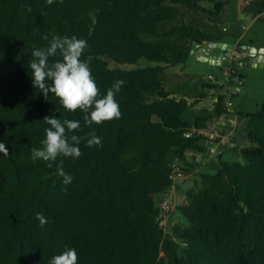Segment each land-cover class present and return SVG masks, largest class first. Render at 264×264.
<instances>
[{
  "label": "trees",
  "instance_id": "obj_1",
  "mask_svg": "<svg viewBox=\"0 0 264 264\" xmlns=\"http://www.w3.org/2000/svg\"><path fill=\"white\" fill-rule=\"evenodd\" d=\"M225 6L214 0H0V143L8 151L0 152V264H50L66 247L76 250L78 264H264V106L246 115L243 132L251 145L239 149L241 160L217 153L215 172H199L185 191L176 210L186 224L166 231L157 220V203L171 186L170 162L205 151L202 134H185L207 130L228 113L218 95L210 114L184 119L219 84L203 86L188 101L167 91L160 75L186 63L195 42L217 40L185 23L182 9L216 18ZM96 9L89 35L88 13ZM73 35L88 42L83 58L94 57L90 68L101 96L116 80L126 82L115 96L121 118L86 125L85 113L68 112L53 93L45 97L33 87V50L49 46L53 36ZM45 116L78 120L80 129L71 134L87 138L94 131L102 146L81 140L79 158L58 157L51 168L33 161L31 150L42 147L50 127ZM60 160L72 176L68 185L55 174ZM38 212L49 221L43 228Z\"/></svg>",
  "mask_w": 264,
  "mask_h": 264
},
{
  "label": "clouds",
  "instance_id": "obj_2",
  "mask_svg": "<svg viewBox=\"0 0 264 264\" xmlns=\"http://www.w3.org/2000/svg\"><path fill=\"white\" fill-rule=\"evenodd\" d=\"M48 5H52L54 0H46ZM63 3V0H57ZM98 9L89 12L92 20L89 26V35L95 31L97 23ZM47 39V37H45ZM88 48L86 39L76 36H53L49 46L33 50L29 67L31 70L32 83L34 88L47 97L48 93H53L60 101L64 109L68 112L77 110L85 113L84 121L86 125L95 123L99 125L122 116L120 106L115 99L122 86L126 83L118 79L107 90L106 95L101 96L100 89L95 82L90 64L94 59L88 55L85 58L84 52ZM59 56L60 59L49 63L51 57ZM48 81H51L49 84ZM45 123L50 127L45 128V138L41 141L42 147H33L31 158L33 161L42 159L49 162L48 167L53 166L52 162L57 161L58 157L79 158L82 153L79 148L81 140L86 139V146H102V138L97 136L94 131L87 134V138L71 134L80 129L78 120L65 119L61 121L55 116H45ZM0 152L8 155L6 147L0 143ZM57 176L63 178V184L68 185L72 182L63 166V160L56 164ZM39 227L43 228L49 221L43 213H36ZM50 264H78V254L74 248L65 250L51 258Z\"/></svg>",
  "mask_w": 264,
  "mask_h": 264
},
{
  "label": "rangeland",
  "instance_id": "obj_3",
  "mask_svg": "<svg viewBox=\"0 0 264 264\" xmlns=\"http://www.w3.org/2000/svg\"><path fill=\"white\" fill-rule=\"evenodd\" d=\"M214 2L226 3L225 10L217 18H210L198 12L182 9L184 22L196 25L208 32L217 30L221 36L228 35L232 30H237L243 33L244 41L252 43L253 46L251 47L256 50H258L257 48H264V0H244L243 2H239V0H214ZM202 5L211 9L213 7L212 2H203ZM143 64H145L144 60L138 63V65ZM138 65H132V67ZM233 69L237 77L234 80L227 79L222 85L220 84L221 86L214 90V94H211L206 100H201L203 101L202 104H209L216 96L223 95L225 101L229 102V109L247 115L257 112L264 106V62L254 66L236 65L233 66ZM209 76L215 77L220 83L219 67L199 61L193 54L190 55L186 63L166 68L160 75V79L164 82L165 89L173 93L174 96L186 94L191 100L201 87L217 84L213 80H208ZM236 88H239L238 93L232 95L231 92ZM223 159L241 160V156L239 154L232 156L225 154ZM209 160L207 166L199 169L198 172L209 174L215 172L217 157H211ZM182 179L177 178L174 182L172 210L165 225L167 231L174 224L181 226L186 224L176 210V205L182 201L185 191L199 181L196 173Z\"/></svg>",
  "mask_w": 264,
  "mask_h": 264
},
{
  "label": "crops",
  "instance_id": "obj_4",
  "mask_svg": "<svg viewBox=\"0 0 264 264\" xmlns=\"http://www.w3.org/2000/svg\"><path fill=\"white\" fill-rule=\"evenodd\" d=\"M243 1L244 0H239V2H243ZM224 10H225V8H224ZM223 11L221 13H223ZM211 33L215 35V37L217 38V40L215 42L218 43L217 47L212 48L210 50L211 55L222 54L224 51L221 50V45L226 44V47L227 48L229 47L231 49L230 51H232L233 53H235L236 51L241 52V53L245 52L246 55L244 56L243 59L247 60V58H248L247 52L248 51L243 50L242 46L251 47L253 45L250 42L244 41L243 33H240L237 30H232L230 33H228V35H222V36H221V33L218 32L217 30H215ZM203 46L205 47L206 44H204ZM257 49L260 52L264 51V48H257ZM216 67H219V75H220L219 86H221L224 83V81H226L228 79L229 76L231 77L230 74H233V75H235V77H237L236 72L234 71L233 67L228 66V62H223L221 66H216ZM226 73L228 75H226ZM235 77L233 79H235ZM202 89L203 88L201 87L200 90L196 92V94L201 92ZM211 94H214V91L209 92V96ZM174 97L178 98L180 96H174ZM208 98L209 97H207L206 99H208ZM192 99L189 100V98H188V101H192ZM215 100H216V98H214L212 100V102H210L209 104H205V105L202 104L203 101H198V103H196L192 108L184 111L182 114V117L189 121V120L193 119L195 116H202V115L210 114L209 111H210L212 104L214 103ZM227 110H228V113L226 115L220 117L218 119V121H216L215 123H212L211 125H209V128L207 130L200 131V133H203V134H205L207 131H217V132L221 133L222 135H229V134H233V133H240L242 135L241 136V142L235 149L229 150V149L224 148V149L218 150V153H219V155H221V158H223V155H225V154L227 156L239 154L240 148L251 145V143L246 139V136L243 132L244 128L247 124V118H246L247 114H242L240 111H234V110H231L229 108ZM189 154L190 153H188L187 155H189ZM208 157L211 158V157H216V156H208ZM210 158H206V159L203 158L202 160L198 161L193 166L191 173L185 177L188 178L189 175L194 174V173L198 174L199 173L198 170L207 166V164L210 161L209 160Z\"/></svg>",
  "mask_w": 264,
  "mask_h": 264
},
{
  "label": "built area",
  "instance_id": "obj_5",
  "mask_svg": "<svg viewBox=\"0 0 264 264\" xmlns=\"http://www.w3.org/2000/svg\"><path fill=\"white\" fill-rule=\"evenodd\" d=\"M226 75H228L226 73ZM230 77V76H229ZM228 77V78H229ZM208 80H213L215 83L219 84L218 79L213 76H209ZM239 88L232 91V95H236L238 93ZM226 107L229 108V102H225ZM202 134L204 136V152H190L189 155L184 157L183 159H174L170 162V175L169 179L171 180V186L167 189V191L163 192L160 196V200L157 203L159 208V214L157 217L158 223L165 230V225L168 222V215L172 210V203L174 196L172 195V191L174 190V182L177 178H184L186 175L184 174V169L186 167H190L191 164L195 165L198 161L202 160L206 156H215L218 153V150L221 149H235L241 142V134L233 133L229 135H222L217 131H207L205 134L200 133L199 130H195L193 132L185 134L186 137L189 136H197ZM167 231V230H166Z\"/></svg>",
  "mask_w": 264,
  "mask_h": 264
},
{
  "label": "water",
  "instance_id": "obj_6",
  "mask_svg": "<svg viewBox=\"0 0 264 264\" xmlns=\"http://www.w3.org/2000/svg\"><path fill=\"white\" fill-rule=\"evenodd\" d=\"M206 44L204 47L203 45ZM217 42H195L194 47L190 51V55H195L199 61L207 62L215 66H221L223 62H228V66L236 65H259L264 62V51L260 52L253 47L242 46L243 50H247V60H244L245 52L236 51L233 53L231 49L226 47V44L221 45V50L224 51L220 55H211L210 50L217 47Z\"/></svg>",
  "mask_w": 264,
  "mask_h": 264
}]
</instances>
